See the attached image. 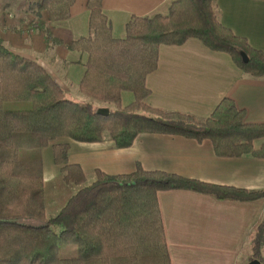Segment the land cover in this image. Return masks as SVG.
Instances as JSON below:
<instances>
[{"label": "trees", "instance_id": "16d2710c", "mask_svg": "<svg viewBox=\"0 0 264 264\" xmlns=\"http://www.w3.org/2000/svg\"><path fill=\"white\" fill-rule=\"evenodd\" d=\"M51 22L67 20L76 0H28ZM217 0H173L167 15L132 17L124 38L115 39L102 11V0H87L91 37L74 40L70 50L86 53L79 91L97 102L112 104L98 113L93 103L65 96L51 73L38 62L6 48L0 39V264H170L165 243H154L150 228L162 218L158 192L184 190L220 201L251 202L264 191H246L137 165L129 174L94 171V179L69 195L53 217L44 203L40 149L51 147L63 184L80 186L87 177L68 162V140L101 143L105 134L115 148L132 146L142 134L180 136L210 141L215 156L264 159V123L248 124L245 112L223 98L207 118L166 111L147 104L146 77L158 63L159 47L201 41L210 51L227 53L246 75L264 76V52L222 25L215 15ZM133 101L121 104V94ZM21 108H8L11 104ZM246 254L264 264V212L253 226ZM62 246L76 255L59 257Z\"/></svg>", "mask_w": 264, "mask_h": 264}, {"label": "crops", "instance_id": "0c3cea01", "mask_svg": "<svg viewBox=\"0 0 264 264\" xmlns=\"http://www.w3.org/2000/svg\"><path fill=\"white\" fill-rule=\"evenodd\" d=\"M172 1L102 0L101 7L113 38L122 39L132 17L167 15ZM86 3L76 0L69 19L51 22L28 0H0V39L6 48L38 62L65 96L79 103L91 102L79 91L88 55L70 50L69 45L92 36ZM215 13L222 25L264 52V0H217ZM157 55V67L146 77L150 90L146 102L151 107L202 119L229 97L244 110L246 123H264V76L242 73L227 53L210 51L193 38L182 46L162 44ZM120 94L122 106L133 101L128 91ZM112 106L99 102L95 108L107 113ZM263 143L264 138L254 140L255 149ZM67 144L68 162L80 165L91 179L95 170L114 176L132 173L139 165L213 185L264 191V159L250 155L219 158L205 139L199 143L180 136L141 133L126 149L115 148L108 135L101 143L68 140ZM157 200L162 224L150 228V238L165 243L170 264L249 263L248 242L264 212V198L220 201L180 189L158 192Z\"/></svg>", "mask_w": 264, "mask_h": 264}, {"label": "rangeland", "instance_id": "374dc122", "mask_svg": "<svg viewBox=\"0 0 264 264\" xmlns=\"http://www.w3.org/2000/svg\"><path fill=\"white\" fill-rule=\"evenodd\" d=\"M89 100L94 104L93 108L97 107V101L92 100L89 97ZM21 108L20 105L15 103L8 105V108ZM96 109V108H95ZM105 114V113H104ZM105 135H108L107 133ZM68 141L67 137L58 139V142ZM39 157L42 161L43 172L46 173L44 175L45 183L44 185V203L47 217H53L58 212V209L61 208L64 203L67 201L68 196L74 194L80 187L86 186L89 182H91V177L87 176V182L85 184H81L80 186H73L69 184H63L62 181V173L60 171V167L55 165L52 159L51 147L47 146L46 148L40 149ZM52 176V178H51ZM50 180H52L53 184H50ZM76 255V247L74 246H62L59 249V257L68 258Z\"/></svg>", "mask_w": 264, "mask_h": 264}, {"label": "water", "instance_id": "95a60500", "mask_svg": "<svg viewBox=\"0 0 264 264\" xmlns=\"http://www.w3.org/2000/svg\"><path fill=\"white\" fill-rule=\"evenodd\" d=\"M98 113L102 114L104 113L103 110L102 111H98ZM260 262H258L257 260H252L250 261L248 264H259Z\"/></svg>", "mask_w": 264, "mask_h": 264}]
</instances>
